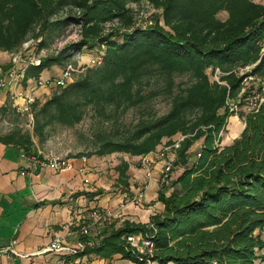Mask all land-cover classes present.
Instances as JSON below:
<instances>
[{
    "label": "trees",
    "instance_id": "16d2710c",
    "mask_svg": "<svg viewBox=\"0 0 264 264\" xmlns=\"http://www.w3.org/2000/svg\"><path fill=\"white\" fill-rule=\"evenodd\" d=\"M146 1L154 12L138 23L130 4ZM226 12L225 19L219 17ZM76 39L54 52L35 55L24 79L37 78L53 65L66 66L84 49L102 51L101 62L83 66L74 80L58 87L44 102L31 105L33 132L13 129L0 141L35 151L34 137L46 139L55 124L73 127L92 111L104 123H116L131 108L165 96L163 114L143 116L125 131L97 129L92 152L98 156L125 153L144 156L180 135L174 166L182 168L172 190L162 187V212L149 222L109 223L76 255L120 254L145 264L127 242L141 234L154 243L149 258L158 264H259L264 262V106L239 114L240 135L221 146L228 119L235 115L243 77L239 67L264 81V4L253 0H0V52L14 53L32 40L45 51L67 29ZM74 27V28H73ZM76 28V29H75ZM75 64V62H73ZM10 64L2 65L6 70ZM219 68L222 83L211 81L209 69ZM201 140L200 156L190 149ZM129 164L116 166L117 184L129 186ZM74 255V256H76Z\"/></svg>",
    "mask_w": 264,
    "mask_h": 264
},
{
    "label": "crops",
    "instance_id": "0c3cea01",
    "mask_svg": "<svg viewBox=\"0 0 264 264\" xmlns=\"http://www.w3.org/2000/svg\"><path fill=\"white\" fill-rule=\"evenodd\" d=\"M95 53L94 49H84L81 57L73 61L81 67L89 66L88 61ZM9 61L6 64H10ZM2 65L5 64L0 63V69ZM64 67L53 65L43 70L37 78L24 79L11 88L0 87V136L9 134L15 128L23 131L25 126L32 128V113L18 111L16 106L24 107V96L28 94L34 96L36 101L44 102L58 87L53 83L38 86V80L54 79L61 75ZM16 93L22 95L15 97ZM244 124L238 114L231 115L227 123L230 135L222 136L220 145L230 144L240 135ZM180 138L177 135L173 140ZM167 141L164 139L156 150L167 145ZM201 146L202 141L199 140L191 147L190 160L195 159ZM170 152L167 151V154L175 157L174 150ZM22 153L18 145L0 141V246L11 248L7 253H0V264H58L60 258L67 260L68 264H140L120 254L104 257L93 252L62 256L47 250V247L56 236L74 245L79 239L78 228L89 221L93 207L112 211L115 227H119L124 220L149 222L152 215L164 209L157 199L162 188L159 175L164 160L148 154L153 160L154 170L153 179L148 180L141 166L142 156L124 157L129 164V186L126 188L116 183V166L120 162L112 160L109 163L112 156H89L86 162L82 157L71 158L70 168L55 171L26 160ZM134 161L139 163L135 164ZM84 166L85 170L81 171ZM85 179L88 181L85 182ZM140 190L144 191V203L138 205L130 202L131 196ZM98 230L91 236H95ZM261 253H264V248ZM145 264L158 263L150 261Z\"/></svg>",
    "mask_w": 264,
    "mask_h": 264
},
{
    "label": "built area",
    "instance_id": "2783aa9c",
    "mask_svg": "<svg viewBox=\"0 0 264 264\" xmlns=\"http://www.w3.org/2000/svg\"><path fill=\"white\" fill-rule=\"evenodd\" d=\"M264 4V0H259ZM151 7V6H150ZM139 23V21H138ZM148 20L146 21L147 24ZM34 50L32 40L27 41L23 44V47L11 54L10 66L6 70L0 69V87L11 88L16 84L21 83L24 80V74L26 66L29 62L39 63V59L33 55L29 57L26 56V52ZM262 52H264V42H262ZM78 55L80 53H77ZM76 54V55H77ZM78 57H81L78 56ZM102 51H96L88 61L89 66L97 65L101 62ZM81 66H74L72 63H67L61 72V75L49 80H38V86L48 85L53 83L56 87H65L74 80L75 73L81 70ZM252 66L239 67L238 74L243 77L242 88L239 96L236 100H229L227 105L230 112L238 114L239 111H244L245 114L253 111H257L260 107L264 106V81L258 76L251 72ZM213 75V81L222 83L220 81L223 73L219 68L209 69ZM22 94H17L16 96H21ZM26 99L25 106H16V109L21 112H31V105L35 101L34 96L28 94L24 96ZM33 125V124H32ZM182 139L174 140L171 145H164L160 150H155L151 152L154 157L164 160L162 170L159 175V182L162 187L168 189L172 188L173 181L176 179L182 168L174 166V157L167 154V151L173 150L178 147L179 141ZM149 155H144L141 157V166L144 169L145 177L148 180H152L154 177L153 170V160L148 157ZM200 156L196 153V157ZM22 157L28 161L36 162L42 166H48L55 171H61L71 167V158L58 157L54 155H45L41 151H34L30 154L25 152L22 153ZM83 161L86 162L87 156H82ZM84 166L81 171L85 170ZM88 180L85 179V182ZM130 202L138 205L144 203V191L140 190L136 194H133L130 198ZM113 213L107 208L93 207L90 210V219L88 222L83 223L78 228L79 239L74 245H69L62 237H54L53 240L47 247V250H52L62 254V256H74L79 250H82L86 245V240L80 239V237H89L92 233L106 224L112 223ZM127 242L130 244L131 248L135 250L138 255H143L150 262L149 258L154 253V243L153 241L144 235L134 234L126 237ZM10 247L0 246V253H7L10 251ZM58 264H68L69 262L64 258H60L57 261Z\"/></svg>",
    "mask_w": 264,
    "mask_h": 264
},
{
    "label": "rangeland",
    "instance_id": "374dc122",
    "mask_svg": "<svg viewBox=\"0 0 264 264\" xmlns=\"http://www.w3.org/2000/svg\"><path fill=\"white\" fill-rule=\"evenodd\" d=\"M264 2V1H262ZM132 8L135 9L136 17L139 23L143 24L146 23L148 18L150 17L151 13L154 12V9L151 8L146 1H143L141 5H137L135 3L130 4ZM227 16L226 12H220L219 17L221 19H225ZM67 29L66 33L60 37L53 40L52 43L49 44L48 49L45 51H28L26 52V56L29 57L30 55L37 56L43 55L50 52H54L57 49L61 48L67 42L75 40L77 37L75 35L74 29ZM74 28V27H73ZM76 29V28H75ZM264 42V41H263ZM78 55L73 56V58L68 62L72 63L74 66L79 67V65H75L73 60H78ZM11 55L6 53L5 51L0 52V63L6 64L8 60H10ZM76 58V59H75ZM210 80L213 81L212 72L208 71ZM169 108V101L168 98L165 96L156 97L153 100H150L146 105L142 107H135L131 108L127 111L122 117H120L116 123H104L101 124L97 118L93 116L92 111L88 112L85 118L73 127H66L60 124H55L47 128L46 139L44 142L40 143L36 137H34L35 142V151H41L45 155H54L58 157H65V158H79L82 156H98V155H91L92 152V140L94 138V134L97 129H105V130H119L120 132L125 131L129 128L132 124L137 122L138 119L142 118L143 116H147L148 114L151 115L152 113L156 114H163ZM244 111H239L238 115L243 113ZM24 131H28L30 133L33 132V128L25 126ZM230 129L226 127V132L222 133V136H229ZM235 139V138H234ZM171 150H169V153ZM169 155V154H168ZM112 156L113 159H109V163L112 160L121 161L124 157L130 156L125 153L117 152L109 154ZM171 156V155H170ZM192 161V160H190ZM135 164H138V161H134ZM171 189V188H170ZM169 189V191H170ZM261 235L264 238V232L261 231ZM264 254V253H261ZM259 264H264L262 261H258Z\"/></svg>",
    "mask_w": 264,
    "mask_h": 264
}]
</instances>
